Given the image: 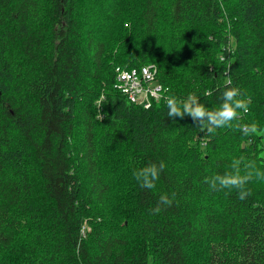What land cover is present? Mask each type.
Masks as SVG:
<instances>
[{"label": "trees", "instance_id": "trees-1", "mask_svg": "<svg viewBox=\"0 0 264 264\" xmlns=\"http://www.w3.org/2000/svg\"><path fill=\"white\" fill-rule=\"evenodd\" d=\"M151 63L150 107L113 88ZM230 87L251 97L232 128L167 116L164 96L213 110ZM263 131L264 0H0V264H264V181L205 182L241 156L264 171Z\"/></svg>", "mask_w": 264, "mask_h": 264}, {"label": "clouds", "instance_id": "clouds-1", "mask_svg": "<svg viewBox=\"0 0 264 264\" xmlns=\"http://www.w3.org/2000/svg\"><path fill=\"white\" fill-rule=\"evenodd\" d=\"M221 7H223L222 3ZM162 99L166 101L168 117L183 119L185 116H190L197 127L207 135H215L217 129L220 128H232V122L239 118V112L242 111L246 114L251 104V97H246L237 87L226 88L221 96L222 103L217 109L213 110H208L201 104L194 93H190L182 99H177L171 95L164 96ZM235 127L247 137L257 135L261 131L255 122L237 124ZM165 167L166 165L163 161L159 165L151 163L138 171H134L133 176L141 188L151 190L155 188V182L160 178V174ZM253 179L264 181V171L257 168L254 161H247L245 157L241 156L233 158L231 171L223 175L217 174L212 177H206L205 182L208 183L213 191L235 189L239 199L245 200L251 195V190L246 189V185ZM174 199V193L171 199L167 195H161L157 206L154 209H150L151 214H159L162 211V206H171Z\"/></svg>", "mask_w": 264, "mask_h": 264}, {"label": "built area", "instance_id": "built-area-1", "mask_svg": "<svg viewBox=\"0 0 264 264\" xmlns=\"http://www.w3.org/2000/svg\"><path fill=\"white\" fill-rule=\"evenodd\" d=\"M157 72L158 68L153 63L139 67H118L113 88L131 102L150 107L153 100H158L163 92L156 78Z\"/></svg>", "mask_w": 264, "mask_h": 264}, {"label": "rangeland", "instance_id": "rangeland-1", "mask_svg": "<svg viewBox=\"0 0 264 264\" xmlns=\"http://www.w3.org/2000/svg\"><path fill=\"white\" fill-rule=\"evenodd\" d=\"M84 12H85V16H86V11L90 9V6H82ZM83 16V18L85 17ZM93 28L96 30V29H100V32H103V30H101V27L97 24V23H94L93 25ZM263 134H264V131H263Z\"/></svg>", "mask_w": 264, "mask_h": 264}]
</instances>
